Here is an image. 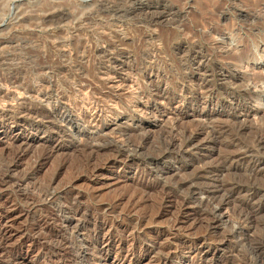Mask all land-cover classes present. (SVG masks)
Masks as SVG:
<instances>
[{
  "label": "bare ground",
  "instance_id": "1",
  "mask_svg": "<svg viewBox=\"0 0 264 264\" xmlns=\"http://www.w3.org/2000/svg\"><path fill=\"white\" fill-rule=\"evenodd\" d=\"M236 4L237 2L235 6ZM44 10L48 11L47 8ZM136 13L140 14L142 22L146 26L175 23L182 15L181 10L176 9L173 4L167 5L164 0H101L93 13H89L81 19V25L84 26V29L85 27L91 28L89 31L85 30L84 37H67L64 48L61 49L60 44L59 49H54V46H51L53 49L49 50V54L45 53L44 49L41 51L38 48H31L30 45L28 46L27 41L28 44L21 41L15 45L13 37L10 35L0 36V47L4 44L11 46L7 50L0 48V102H2V106H0V135L8 143V148L4 149L6 150L5 155L0 156V161L3 162L0 165V185L13 186L10 193L20 205L23 204L29 207L38 202L52 205L53 212L43 219L36 220L35 225L42 228L43 226H50L51 223L54 225H57V223L64 224L66 228L63 231L67 232L69 229V236L73 235L74 242H70L73 239L72 237L70 241L68 240L69 238L66 236L68 234L65 235V233L56 231L55 233L51 231L52 233L47 234L48 236H45L46 232L44 231V238L46 242L53 245L50 252H54V254H57L59 247L72 243L71 248H73L75 254L73 258L75 264H102L101 261H106V259L105 256L101 255V251L110 248L114 235H117L121 240L126 232H129L131 240L135 243L129 242L130 244L125 245V242L122 241L114 251L112 260L110 262L104 261L103 264H124L127 257H134L137 253V242L145 233L143 226L146 218V212L137 211L139 207L148 203L149 198L153 195L158 197L159 207L168 203H173L176 206L177 222L193 219V222H203L204 230L196 239L192 238V244L195 245V248L192 246L182 249L179 245L174 249L171 247L172 242L167 243L165 246H157L155 238L152 245H144L143 248L139 246L138 251L146 253L154 251L153 248H157L155 253L157 255L155 263L157 264H169L175 260L176 264H213L219 247H221L219 244H224L228 237L227 235V237L221 235L223 238L217 240L214 237L217 236L215 235L217 233L216 226L222 223L225 217L229 218L231 216L229 207L231 199L239 193L240 188L217 183L215 179L206 175L209 174L210 176L212 173L219 175L224 169L232 168L241 161L251 158L249 154L252 151L250 146L236 144L233 140L230 145L228 144L229 146L225 147L228 152L223 156L220 165L196 166L192 173H188L185 177H175L172 174L163 176L168 171L161 173L158 165L160 161L171 157L172 155H169L172 153L175 159L186 155L193 149L204 147V141L201 140L202 135H215L216 131L229 132L228 129L231 128L229 124L236 126L233 130L235 133L243 132L247 128L245 123L248 118L255 121L258 118V113L248 107L241 108L238 104H235L232 109H238L240 112H232V114L229 112L215 113L207 110L196 112L191 106L190 110L192 112H189L196 116V122L189 123L183 120V116L189 113L187 110L191 105V100H188L185 96L187 91L196 100L200 99V95L210 96L214 90L208 76L205 74L202 76L200 73L194 72V70L196 72L203 71V73L206 71L205 69L210 61L204 50L205 48L203 47V49L197 40H195L197 42H190L186 48L181 44L178 45L183 48L184 56L180 60L183 62L182 66L188 71L185 77L191 83V87L189 89L181 86L179 92L171 91L168 86V79L163 76L158 65L157 67L156 64L154 65L160 48H155L151 54L147 52L149 55H146L147 53L139 55L125 47L127 46L126 37L121 35L122 30L128 25L126 18L137 15ZM49 18L51 19V17ZM136 21L137 19L133 23ZM138 26L141 28L142 25L138 24ZM143 32L145 33V31ZM94 35H97L95 38L98 40L101 39V43L93 42ZM217 36L219 35L217 34ZM156 39L163 47H170L171 45L167 38L158 36ZM30 56L33 58L34 56L41 57V62L33 66L34 72L32 74L30 72L33 76L29 79V73H24L25 66L22 64L24 62L21 63L20 60H27L28 62ZM137 60H140L141 65L136 63ZM30 61L29 63H31ZM85 65L91 66L92 71L88 74L86 69L85 72L83 70ZM25 74L29 80H27ZM68 78L73 83L78 82L76 92L74 90L75 93L73 94H75L74 98L81 99V102H69L66 97L67 100L64 98L65 103H59L58 100L62 98V91L58 82L60 83V81ZM12 89L13 91H11ZM16 93L23 95V99L16 102V104H9L7 101L9 99L15 100ZM176 95L179 99L171 111H167L164 108L165 105L160 106L151 103L152 99L158 98L164 99L163 101H170ZM105 97H111V99L107 98L109 103L106 102ZM74 98L72 99L75 100ZM42 107H47L48 112H43ZM71 118L75 121L79 120L77 130L97 133V135L99 134L97 138L94 137L95 139L91 140L85 138L75 141L72 125L68 122ZM145 118H150L151 123L165 121L168 126L165 129L163 128L160 134L159 139L162 149L148 162L149 165L152 164V167L142 169V171H140V168L138 173L136 172L137 175L132 176L129 174L128 164L137 156L138 150L144 143L149 140L150 129L147 128L148 124L144 121ZM68 123L70 127L66 128L67 126L64 125ZM37 135H40V137L39 141L35 143L34 138ZM253 135V146L264 147V124L262 127H257ZM107 139L114 143V147L103 144L105 147L103 150H110V153L107 154L108 156L105 159L103 158L102 163H95L97 161L96 157L100 153L96 144ZM212 140L215 141L216 138L213 137ZM67 141L70 143L72 150L78 149V151L84 153L85 159L82 157L84 161L80 167L88 171L92 177H97L100 170L104 168H112L117 165L121 173L116 174V182L124 179L123 181H130L128 183L133 184L132 187L130 189L128 187V190L125 189L124 192L122 190V193L115 198L113 196V199L109 198L110 200H106L108 201L106 204L100 202V204L92 206V209L86 210V207L84 208L78 200L76 202L68 201L72 192L71 185L60 190H54L49 183L31 185L30 176L49 158H52L55 152L61 151L66 146L65 142ZM25 156L32 157L30 167L23 174L15 175L13 173L15 167ZM97 159L99 158L97 157ZM263 164L260 160H254L252 162L253 170L259 169ZM199 193L203 195L202 198H198L197 194ZM260 194L258 193V195ZM254 196L255 194H251V198H254ZM123 199L126 200L127 204L124 209H121L122 212L116 213V208L120 206L118 204ZM156 210L158 211L157 208ZM148 219L146 220L148 221ZM115 220L125 221L126 224L124 227L118 228L114 224ZM107 225L111 228L110 231L107 235H100V232L105 230ZM41 235H43L42 232ZM88 250H91L92 255L86 253ZM228 261L229 259L225 258L220 264H228Z\"/></svg>",
  "mask_w": 264,
  "mask_h": 264
},
{
  "label": "rangeland",
  "instance_id": "2",
  "mask_svg": "<svg viewBox=\"0 0 264 264\" xmlns=\"http://www.w3.org/2000/svg\"><path fill=\"white\" fill-rule=\"evenodd\" d=\"M100 1L101 0H0V36L5 37L10 35L13 37V43L15 45L22 41V43H29L28 46L30 45L33 49L38 48L41 51L44 49L43 51L49 54V50L52 48L51 46H54V49H59L60 45L61 49L62 47L64 48L65 43H67L66 39L69 37H84L86 34L85 30L89 31L91 28L89 29L85 27L84 29V26L81 25V19L89 13H93L94 9L96 10L98 7ZM236 2L237 4L235 6ZM164 3L167 5L173 4L176 9L182 11V15L178 21L176 20L175 23L173 22L169 24L161 23L146 26L142 22L140 14L136 13L137 15L128 16L126 18L128 25L124 28L127 29L125 31L123 29L121 34L126 37L127 46L125 47L131 52H136L139 55L141 53L146 54L147 52L151 54L155 48H160L158 49L159 55L155 58L154 65L156 64V67L158 65L163 76L168 79L167 81L170 90L179 92V87L181 86H185L189 89L191 87V83L185 77L188 71L182 66L183 62L180 60L182 56H184L183 48L181 46L186 48L189 46L190 42L198 41L200 46L205 48L203 49L206 51L210 62L204 73L203 71L196 72V70H194V72L200 73L202 76L204 74L208 76L210 84L214 90L210 96L205 97V95H200V99L196 100L194 99V96L187 91L185 96L188 100H191V105H189L187 111L192 112L190 107L193 106L192 108H194L196 112L207 110L215 113L229 112L232 114V112H240L238 109H232L235 104H238L241 108L248 107L256 110L258 118L255 121L248 118L245 123V126L247 127L245 129L246 131L244 130L240 133H235L233 130L236 126L229 124L231 126V128L228 129L229 132L222 133V131H216L215 135H202L201 140L204 141V147L193 149L186 155L175 159L174 154L172 153L169 155H172L171 157L160 161L158 167L161 170V173L168 171L163 174V176L172 174L175 177H185L188 173H192L196 166L220 165L223 156L228 152L225 147L229 146L231 144L230 142L233 140L236 144L250 146L252 150L249 153L251 158L241 161L232 168L224 169V171L220 173L221 175H215V173L210 174V176L209 174L206 175L215 179L217 183L240 188L239 193L231 199L232 201L229 206L231 209V216L223 219L225 224L222 222L216 226L217 233L215 235L217 236L214 237H216L217 240L221 239V237L223 238V236L228 237L224 244H219L222 248L219 247L220 249L216 255L217 257L214 258L215 261L213 264H220L225 258L229 259L228 264H264V147H256L253 146L252 143L253 134H255L256 128L262 127L264 124V0H164ZM46 8L48 11L44 10ZM64 9H67L68 11L66 10V12ZM49 17H51V19ZM137 17L141 19H138ZM98 19H100V17H98ZM136 19L137 23H133ZM138 24L142 25L141 28ZM143 31H145V33ZM217 34L219 36H217ZM95 36L97 37V35H94L92 39L93 42L98 44L101 43V39L98 40ZM155 36L157 38L158 36L167 38L170 41V47H163ZM14 44L11 45L13 46ZM179 44H181V46H178ZM8 45L9 44H4L0 48L4 50H7V48L10 49L9 47L11 46ZM148 53L146 55H149ZM30 57L31 61H29L31 63H29V61L27 62V60H20L21 63L22 61L24 62L22 63L25 66L24 73H29V79L33 76L31 75L34 72L33 66L36 63L41 62V57ZM139 61L140 60H137L136 63L141 65ZM85 69L87 74L92 71L91 66L89 65L83 67L84 72ZM28 77L27 80H29ZM77 84V81L73 83L69 78L60 81V83L58 82L59 88L62 91L61 96L63 98L58 100L59 103H65L64 101L66 97L69 102H81V99L74 98L75 94H73L76 92L75 89H77ZM66 88L69 89L67 90ZM11 91H13V89ZM64 91L67 92L64 93ZM16 94L15 100L9 99L10 101H7L9 104H16V102H20L23 99V95ZM176 94L178 95L179 93ZM177 95L170 101H163L164 99L158 98L152 99L151 103L153 102L160 106L165 105L164 108H166L167 111H171L178 102L177 100L179 98ZM107 98L111 99V97H105L106 102L109 103ZM0 106H2V102H0ZM42 108L43 112H48L49 110L47 107ZM190 112L183 116V120L189 123L196 122V116ZM150 120V118L144 119L148 124L147 128L150 129L148 136L149 140L147 139V143H144V145L138 150L137 156L128 164V171L132 176L137 175L140 168V171H142V169H149L152 167V164H148L149 160L162 149L159 138L161 131L163 128L165 129L168 124H166L165 121L151 123ZM68 122L72 125L73 139L75 141L85 138L91 140L94 137L97 138L99 135L94 132H80L77 130L79 120L75 121L71 118ZM64 126H67L66 128L70 127L69 123ZM37 137L34 138L35 143L39 141L40 135H37ZM213 137L216 138L215 141L212 140ZM65 143L66 146H64L61 151L55 152L52 155V158H49L41 167H38L30 176L31 185L36 183H49L54 190L65 189L67 186L69 187L71 185L72 187L70 186V188H72V192L70 193L68 201L76 202L78 200L82 203L84 208L86 207V210L92 209V206H96L100 204V202L106 204L111 198L113 199V196L115 198L124 192L125 189L128 190L132 187L133 184L128 183L130 181H123L124 179L116 182V174L121 173V171L118 170L117 165L112 168H104L100 170L97 177H92L88 171H85L80 167L85 159V156L83 155L84 153L80 150L78 151V149L72 150L68 141ZM103 144L114 147V143L110 139L96 144L100 153L97 156L99 159L96 157L97 161H95V163H102V161L108 156L107 154L110 153V150H108L109 152L103 150V148H105ZM6 147L8 148V143L3 136L0 135V156L5 155L6 150L4 149H6ZM155 148L157 149L155 150ZM253 159L260 160L263 164L259 169L255 170L257 172H255L252 167ZM31 163L32 157L25 156L19 161L13 173L15 175L23 174L27 171L28 167H30ZM2 164L3 162L0 161V165ZM12 188L13 186L11 187V185L9 186L8 184L0 185V264H75L73 260L75 254L73 248H71L72 243H69V245L67 244L68 247L66 244L65 246L63 245L64 247H59L57 249V254H54V252H50V248L53 245L46 242V239L44 238L45 236H48L47 234L52 232L55 233L56 231L63 234L65 233V235L68 234L66 235L69 238L68 240L70 241L73 238L70 242H74L73 235L71 234V236H69V229L67 232L63 231L65 230L64 228H66L64 224L57 223V225H54L51 223L50 226H43L42 228H38L35 225L36 220L43 219L46 215L53 212L52 205L39 202L29 207H26L23 204L20 205L17 199L15 200L10 193ZM258 193L261 194L258 195ZM251 194H255L254 198H251ZM197 196L198 198L203 197L200 193L197 194ZM149 199L150 201L139 207L137 211L146 212L145 220L149 218L148 221L146 220L148 223L144 220L145 225L143 227L145 228L144 230L146 234L144 233L137 242L136 255L134 257H127L124 264H157L155 263L157 258V255H155L157 248H153L154 251L146 253H140V251H138L139 246L143 248L144 245H152L153 242H155V238L157 246H165L167 243L172 242L171 247L174 249L179 245L182 249L192 246L195 248V245L192 244V240L200 236L204 230V224L202 225L203 222H193V219H186L177 222L178 214L176 215L177 210L173 203H168L159 207L158 205L160 202L158 197L153 195ZM124 200L125 199L121 200L118 204L120 206H117L116 213H120V211L122 212L123 210L121 209L125 208L127 202ZM123 203L125 204L122 205ZM152 205L153 207H151ZM148 212H150V214H148ZM152 219L155 220L154 224ZM116 221L117 220L114 221V224L118 228H122L126 224L125 221ZM177 225L178 227L176 228ZM107 227L108 225L105 230L100 232V235H107L111 229ZM44 231L46 232L45 236ZM41 232L43 235H41ZM122 241L125 242V245L130 244L131 242L132 244L135 243V241L131 240L129 232H126L121 240L117 235H114L110 248L106 251H101V255L105 256L106 259V261H101L102 264L104 261L110 262L112 260L114 251L120 246ZM174 242H176V245ZM172 248L170 249L173 250ZM86 253L90 255L91 250H88ZM169 264H176V260Z\"/></svg>",
  "mask_w": 264,
  "mask_h": 264
}]
</instances>
